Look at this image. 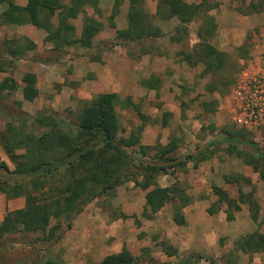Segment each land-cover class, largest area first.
<instances>
[{"label":"rangeland","instance_id":"rangeland-1","mask_svg":"<svg viewBox=\"0 0 264 264\" xmlns=\"http://www.w3.org/2000/svg\"><path fill=\"white\" fill-rule=\"evenodd\" d=\"M196 1L200 3L202 0ZM205 1L204 7L212 14L219 9L220 3L229 2ZM143 5L145 14L161 28V37L139 42H125L117 37V30L129 27L128 0H122L113 20L110 16L115 0H99L97 7H88L73 20L77 36L81 34L85 16L103 23L104 28L90 48L72 46L60 53L53 49L52 43L45 41L46 33L32 25L0 26V82L13 77L19 84L12 96L0 100V137L15 134L21 139L28 134H43L46 129L35 122L43 114L75 123L85 103L99 94L115 93L120 99L117 111L122 125L121 135L128 136L142 124L137 112L128 105L127 99L130 98L150 118L142 133V143L151 147L165 146L177 138L179 148L174 156L180 161L209 147L212 142L222 140V129L232 126L246 130L247 137L264 150V124L253 128L238 127L230 121L221 105L235 86L230 83L231 79L237 81L253 62L257 36L239 33L236 38L245 37L244 43L227 53L225 70L213 78L202 76L194 69L180 77L175 76L178 70L175 72L171 67L170 59L177 57L180 51H191L197 41L199 21L190 24L187 36L176 42L171 39L175 35L176 20L156 15L158 0H143ZM5 9L6 5H0V14ZM220 13L221 9L216 12L218 16ZM247 33L250 34L248 30ZM217 36L215 34L213 40ZM17 37L29 38L36 43V49L11 61L3 42ZM188 68L194 67L188 65ZM28 72L37 76L40 90V96L31 103L23 101L22 97V77ZM156 77L160 84H154ZM144 80L148 84L145 85ZM211 82L218 83L220 93L208 89ZM216 101V111L206 112L204 104L212 107ZM64 129H67L65 124ZM226 148L227 144L210 146L209 150H214V154L197 167L190 162L186 170L177 166L169 174L158 177L159 186L177 184L193 198L192 204L183 209L184 224L175 222L172 203L155 214L150 213L146 209L147 192L134 182H128L111 196L98 197L85 205L72 220L71 227L62 221L61 237L57 240L47 242L42 233H19L0 238V264H43L49 260H60L63 264H89L124 248L140 264H184L186 260L196 264H264V253L233 251L235 242L254 232L259 222L264 233V182L259 173L236 155L229 154ZM239 148L251 152L246 145H239ZM26 150L21 148L15 152L24 154ZM155 153L156 150H152L144 161H153ZM3 162L10 171L15 170V164L0 143V165ZM232 174L249 178L250 184L226 183L224 176ZM3 175L0 171V176ZM213 185L227 190L232 198H238L241 190L245 193L254 191L260 204L259 221H253L246 204H242L241 211L235 213L232 221L227 219L231 211L228 205L210 213L211 206L218 199L213 193ZM54 224L55 220L51 225ZM174 251V255L168 254Z\"/></svg>","mask_w":264,"mask_h":264},{"label":"trees","instance_id":"trees-1","mask_svg":"<svg viewBox=\"0 0 264 264\" xmlns=\"http://www.w3.org/2000/svg\"><path fill=\"white\" fill-rule=\"evenodd\" d=\"M128 1L129 27L117 30V37L125 42L161 37L159 27L144 12L143 0ZM121 2L122 0H115L111 20L118 13ZM98 3L99 0H28L25 6H21L14 0H0V5H6V9L0 14V26L32 25L43 30L46 33L45 41L52 43L53 49L60 53L72 46L90 48L95 37L104 28L103 23L87 15L81 34L77 36L73 20L85 13L87 7H97ZM205 4V0L200 3L158 0L156 15L163 19L179 20L175 35L171 38L176 42H181L183 36H187L190 24L199 21L197 42L193 44L190 52L180 51L178 56L191 67L202 63L205 69L201 75L213 78L225 70L229 55L211 43L218 25L209 9L204 7ZM3 45L11 56V61L36 49V43L27 37L6 39ZM154 79V84L161 83L159 78ZM37 82V76L33 73L23 75V101L31 103L40 96ZM143 83L146 85L148 81L144 80ZM230 83L235 85L236 80L231 79ZM18 88L16 79L4 78L0 82V100L12 96ZM208 89L220 93L218 83L211 82ZM127 102L142 120V124L128 136L121 135L122 125L117 111L120 99L115 93H102L85 103L77 114L75 123L66 122L51 114H43L35 119L39 126L46 129L39 136L28 134L20 139L15 134H2L0 143L16 168L10 171L5 162L0 165V171L4 174L0 176V194H4L7 200L24 198L25 203L22 208L7 209L0 222V238L19 233H42L47 242L57 240L61 237L62 221L68 222L71 227L72 220L85 205L98 197L111 196L118 187L128 182H134L135 186L147 192L146 209L152 214L172 203L174 220L182 225L185 222L183 209L192 204L193 198L177 184L159 186L158 177L169 174L177 166L186 170L190 162L197 167L214 154V150H209L210 146L227 144L226 151L242 159L254 172L259 173L264 182V150H260L253 139L247 137L246 130L235 126L223 128L222 140L212 142L209 147L187 155L180 161L174 156L179 148L177 138L165 146L151 147L142 143V133L150 118L130 98ZM204 105L206 112H215L218 101L212 107L210 104ZM64 124L67 129H64ZM239 145L248 146L251 152L240 149ZM21 148H26V152L17 154L16 149ZM152 150H156L153 161H144V157ZM224 181L237 185L250 184L249 178L240 174L225 175ZM212 190L218 199L211 206L210 213L222 205H228L231 211L228 212L227 219L232 221L235 213L241 211L242 204H246L250 208L253 221H259L260 204L254 191L245 193L241 190L238 198H232L222 187L213 185ZM53 220L56 224L52 226ZM260 228L261 222L254 232L235 242L233 251L242 254L264 253V233ZM174 253L176 251L168 252L169 255ZM43 264L63 262L49 260ZM89 264L140 263L124 248ZM184 264L196 263L186 260Z\"/></svg>","mask_w":264,"mask_h":264},{"label":"crops","instance_id":"crops-1","mask_svg":"<svg viewBox=\"0 0 264 264\" xmlns=\"http://www.w3.org/2000/svg\"><path fill=\"white\" fill-rule=\"evenodd\" d=\"M14 1L18 5L25 6L28 0ZM185 1L189 3H199L196 0ZM231 8L232 10H230ZM220 9L221 13L218 16L216 12L218 13ZM210 14L214 16L215 21L218 25L215 33L218 36L214 40L212 39L213 42L211 41V43L218 50L230 53L233 47L241 46L244 43L245 37L241 39H239V37L236 38L239 33H241L243 36H249L251 34L252 36L253 34L257 36L256 45L254 42V60L257 58L258 54L264 50V0H229V2L227 3H220L219 9L213 12V14L212 12H210ZM171 20H176L175 27H177V25L179 24V20L177 18H171ZM242 29L246 30V32L242 31ZM247 30L250 32V34L247 33ZM159 59L161 60V58ZM170 63L175 72H177L178 70V73H175V76L179 77L182 74H185L184 72H192L193 69L202 74L205 69V66L202 63L197 64L196 66H194V68H188V64L181 61L178 56L175 58H171ZM223 100L225 101L226 98H224ZM223 104L224 103H221L222 106ZM222 110L225 111L223 107ZM24 203V198L7 200L4 194H0V222L4 219L7 209L15 210L22 208L24 206Z\"/></svg>","mask_w":264,"mask_h":264},{"label":"built area","instance_id":"built-area-1","mask_svg":"<svg viewBox=\"0 0 264 264\" xmlns=\"http://www.w3.org/2000/svg\"><path fill=\"white\" fill-rule=\"evenodd\" d=\"M223 108L238 127L264 124V50L241 73Z\"/></svg>","mask_w":264,"mask_h":264}]
</instances>
